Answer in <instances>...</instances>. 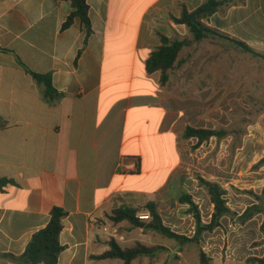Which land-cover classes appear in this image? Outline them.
I'll use <instances>...</instances> for the list:
<instances>
[{"label": "crops", "instance_id": "0c3cea01", "mask_svg": "<svg viewBox=\"0 0 264 264\" xmlns=\"http://www.w3.org/2000/svg\"><path fill=\"white\" fill-rule=\"evenodd\" d=\"M207 1L87 0L88 35L78 17L63 27L69 0H0V264H28L26 248L54 207L66 212L58 264H107L95 256L124 239L126 221L108 218L114 209L176 206L195 140L183 133L199 119L198 103L186 108L180 95L215 93L211 63L244 51L174 22ZM202 21L264 55V0L220 5ZM161 35L189 42L165 86L146 70ZM32 72L50 75L58 94L46 96Z\"/></svg>", "mask_w": 264, "mask_h": 264}, {"label": "rangeland", "instance_id": "374dc122", "mask_svg": "<svg viewBox=\"0 0 264 264\" xmlns=\"http://www.w3.org/2000/svg\"><path fill=\"white\" fill-rule=\"evenodd\" d=\"M205 48L196 47L192 53ZM227 53L226 63H211L213 82L217 86L215 93H186L180 96L188 101L184 103L186 108L198 103L200 120H194L195 126L223 129L228 136L220 143L212 138L198 149L192 148L195 140L189 144V151L184 156L183 174H179L184 181L181 188L174 186L173 190L176 206H164L160 212L164 223L174 231L193 236L196 228L194 213L182 200L184 194H189L198 206L203 222L211 220L213 205L205 190L198 187V173L228 189L229 206L236 215L224 217L222 226L213 233H203L200 244L181 243L126 221L121 228V235L124 236L120 240L121 245L133 246L137 242L134 240H144L149 246L163 245L167 250L156 254L157 258L154 256L160 264H200L201 247L211 259L210 264H247L248 257H264L263 214H256L246 224L237 219L247 207L257 203L254 197L240 191L253 190L260 194L264 187V165L255 168L264 158V58L245 51H242V57ZM223 63L224 71L220 68ZM206 106L209 109H203ZM234 187L240 191L234 190ZM145 204L137 206L141 209L139 212H146L143 210ZM128 228H132L133 232H128ZM154 257L139 258L133 264H154ZM107 264H123V261L110 259Z\"/></svg>", "mask_w": 264, "mask_h": 264}, {"label": "trees", "instance_id": "16d2710c", "mask_svg": "<svg viewBox=\"0 0 264 264\" xmlns=\"http://www.w3.org/2000/svg\"><path fill=\"white\" fill-rule=\"evenodd\" d=\"M69 1L72 4L73 10L63 27H70L73 24L74 19L78 17L86 27L89 35L91 33V23L87 0ZM227 3L245 4V0H208L204 5L193 12H189L188 9L184 7L180 17L172 16V18L174 22L184 24L192 32L196 40L209 36H220L235 43L245 52L259 58H264L263 54L256 52L246 43L227 35H220L217 31L203 23L202 19L209 18L218 10L220 5ZM213 6L215 8H212ZM194 16L197 23L193 21ZM188 43L187 40H172L165 35H161V45L150 54L146 61V70L148 73L160 72V83L162 86H165L169 82L171 74L181 67L182 61L180 59V54ZM32 75L38 83L45 86L46 96L54 97L58 94L53 87L50 75H42L35 72H32ZM4 125L5 122L0 117V126ZM227 136L228 132L223 129L194 127L188 125L182 138L186 141L195 139L196 142L192 148L198 149L204 143L209 142L212 138H216L217 142L220 143ZM262 165H264V158L255 165V168H259ZM196 179L198 181V187L204 189L207 193V196L213 205V212L211 220L208 223L203 222L200 210L193 201L191 195H183L182 200L192 208L196 221V228L193 236L180 234L174 231L169 225L165 224L158 203L155 201H149L145 204V207H143V210L150 213V219L148 220H143L137 217V213L141 211L140 208L128 205L114 209L112 213L108 215V218L116 224L128 221L136 227L159 232L167 237L176 239L181 243L194 242L200 244L203 233H213L216 229L222 226V219L224 217L236 215V213H234L229 206V201L227 199L228 189H226L221 183L209 180L198 173H196ZM5 183V180L0 179V186ZM234 190L240 191L235 187ZM240 192L251 195L255 198L257 203L247 207L243 213L238 215V221L241 224H246L248 221L252 220L256 214H263L264 218V187L260 194L253 190H243ZM65 215L66 212L59 207H54L51 210L48 224L43 229L34 233L26 248L24 256L28 264H58L59 256L65 249L60 242V234L63 229V218ZM262 229L264 231V220L262 223ZM109 245L110 249L108 251L102 255L95 256V258L120 259L123 261V264H132L136 259L144 257L151 258L159 252L167 250L163 245L149 246L141 241H137L131 247H122L115 238H112L109 241ZM199 258L200 264H210L211 259L202 247L199 249ZM245 262L247 264H264V257L251 256L248 257Z\"/></svg>", "mask_w": 264, "mask_h": 264}, {"label": "built area", "instance_id": "2783aa9c", "mask_svg": "<svg viewBox=\"0 0 264 264\" xmlns=\"http://www.w3.org/2000/svg\"><path fill=\"white\" fill-rule=\"evenodd\" d=\"M137 217L143 220H148L150 219V213L148 211L138 212Z\"/></svg>", "mask_w": 264, "mask_h": 264}, {"label": "water", "instance_id": "95a60500", "mask_svg": "<svg viewBox=\"0 0 264 264\" xmlns=\"http://www.w3.org/2000/svg\"><path fill=\"white\" fill-rule=\"evenodd\" d=\"M212 8H215V7L213 6ZM193 21H194L195 23H197V22H196V18H195V16L193 17Z\"/></svg>", "mask_w": 264, "mask_h": 264}]
</instances>
